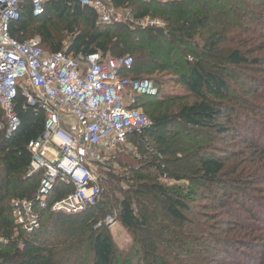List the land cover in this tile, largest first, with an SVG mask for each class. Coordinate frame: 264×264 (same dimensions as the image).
<instances>
[{
  "label": "trees",
  "instance_id": "1",
  "mask_svg": "<svg viewBox=\"0 0 264 264\" xmlns=\"http://www.w3.org/2000/svg\"><path fill=\"white\" fill-rule=\"evenodd\" d=\"M207 4L213 7L206 0H180L165 4L159 1L150 4L130 1L128 7L135 18L149 16L164 23V28L140 29L127 25L99 26L91 10L69 0H46L44 14L34 17L29 4L24 1L20 19L9 26V35L17 42L39 36L45 53L64 52L67 56H77L99 52L112 57L130 56L134 70L123 73L124 77L153 82L143 76L162 74L173 76L185 88L186 95L181 96H159L157 91L156 96L135 97L134 108L143 109L150 124L141 131L128 134L125 144L119 147L124 150L125 162H137L140 159L132 156L128 147L134 148L138 142L145 147L143 158L147 165L138 167L135 172L133 169L134 175L131 177L120 176L112 171H103L104 177H99V184L109 180L111 183L117 181L129 185L128 192L119 202V220L127 230L149 232V220L153 226H161L156 218L189 225L188 215L193 213L194 201L204 191L208 195L212 193V188L205 187L207 184L215 185L214 189L227 190L229 181L222 179L226 172L225 163L212 151L210 145H206L210 141H188L185 135L178 133L177 127L184 132L195 133L200 138L204 133L212 139L227 140L230 137L235 140L237 137L246 148L237 157L248 153L249 162L264 170V138L253 131L249 134L236 130L235 134H231L232 127L239 123L240 114L235 105L236 96L229 83L236 78L229 69L232 66L249 68L251 65L256 68L259 60H249L248 55H244L242 51L227 49L221 60L224 67L210 63L209 59H217L215 52L221 40L220 33L212 29L211 23L215 20L211 17L210 10H205ZM55 18L64 24L66 33L71 37L66 47L49 37L48 22ZM221 28H225L223 23L219 25L218 31ZM135 60L138 65H135ZM153 84L156 88L155 82ZM257 90L258 87L251 91L253 96L264 100L262 91ZM24 103L25 100L20 95L14 101L19 120L17 129L8 137L6 129L4 132L0 131V264H170L168 255L159 252L157 248L156 240L165 247L164 236L160 234L162 227L160 231L156 230L159 233H155V238H140V245L144 241L148 248L144 246L142 252L133 253L115 250L107 230L94 228V216L111 208V194L107 195L102 189L94 207L75 215L54 213L49 209L40 210V225L37 229L26 233L18 228L12 216L11 202L33 201L43 174L38 172L27 176L31 161L28 144L42 135L45 117L36 107L22 110ZM255 106L259 105L256 103ZM0 121L6 124L1 110ZM183 141H186L185 146L181 144ZM177 144L180 152L172 157ZM223 151L232 157L233 152L227 149ZM183 153L187 154L185 156L189 161L186 166L181 165ZM168 159L172 160V167L157 162L165 160L166 163ZM100 164L99 168L103 166ZM180 168L182 169L179 170ZM241 175L243 177L240 182L243 183H238L240 187L236 188L237 193L231 199L250 219L231 222L234 225L229 232L237 226L242 228L243 225L249 227L253 234L264 232V195H254L256 192H264V186L259 187L264 185V173L259 176L255 172ZM162 180H173L175 183L186 181L189 183L187 191L183 194L180 188L167 187ZM70 192L71 186L65 187L57 183L49 202ZM130 195L143 198L136 199L137 208L133 207ZM226 195L228 194L225 193ZM154 202L159 203L161 208L156 207ZM146 206L147 211L144 213ZM258 236L253 235L248 241L231 237L229 241L233 244L240 242V248L256 250V246L261 244L257 242L261 238ZM259 247L264 249V245ZM222 254L219 264H233L234 260V264H248L246 258L241 260L238 256L236 260L235 253L231 250Z\"/></svg>",
  "mask_w": 264,
  "mask_h": 264
},
{
  "label": "built area",
  "instance_id": "2",
  "mask_svg": "<svg viewBox=\"0 0 264 264\" xmlns=\"http://www.w3.org/2000/svg\"><path fill=\"white\" fill-rule=\"evenodd\" d=\"M26 1L34 17L45 12L46 0H0V110L6 134L18 127L14 101L20 95L27 107L40 109L45 117L42 135L28 144L31 161L27 176L42 172L34 200H13L12 216L20 230L31 233L40 225V210L75 215L94 207L101 194L96 164L105 154L125 144L128 134L150 122L135 97L157 95L152 81L131 79L130 56L112 57L99 52L67 56L45 53L39 38L17 42L9 26L18 21ZM91 10L104 27L161 28L160 19L135 18L129 2L150 4L180 0H69ZM125 95H131L128 103ZM1 129V124H0ZM57 183L72 187L66 196L50 201Z\"/></svg>",
  "mask_w": 264,
  "mask_h": 264
},
{
  "label": "rangeland",
  "instance_id": "3",
  "mask_svg": "<svg viewBox=\"0 0 264 264\" xmlns=\"http://www.w3.org/2000/svg\"><path fill=\"white\" fill-rule=\"evenodd\" d=\"M206 1L213 5L212 7L207 4L205 10H210L211 17L215 20V22L211 23L212 29L220 33L219 37L221 40L218 46L219 48L215 52L217 59H209L210 63H216L221 67L223 65L221 60L227 49L242 51L244 55H248L247 57L249 60H259V66L256 68H253L255 66L251 65L249 68L232 66V68L229 69L231 75H234L236 78L234 82L229 83L234 91L233 94L236 96L237 101L235 105L240 114L239 123L232 127L231 134H235L236 130H243L249 134L251 133L250 131H253L264 138V100L256 98L251 92L258 87L259 90L257 91L261 90L264 95V0ZM48 23L49 26L47 31L50 35L49 37L57 43H61L63 47H66L71 41V37L66 33L64 24L57 18ZM222 23L225 28H221L218 31L219 25ZM161 26V28H164V23H162ZM36 37L40 39L39 36L33 38ZM135 65H138L137 60H135ZM133 70L132 67L131 71ZM135 73H137L136 69ZM143 77L149 78L155 82L156 90L159 91V96L171 97L186 95L185 88L179 84L173 76L153 74L152 77ZM157 83L160 84V86ZM131 98V95H125V99L128 103L131 102ZM140 102L142 103V100H140ZM251 103H253V106ZM256 103L259 106H255ZM141 111L144 113L143 109ZM0 124V131L4 132L6 124L1 121ZM176 130L178 133L185 135V139L188 141L191 139H196L201 143L210 141L206 145H210L212 151L225 163L226 172L222 179L223 181H229V184L226 186L227 190L221 191L219 188L214 189L216 187L215 185L207 184L205 187L212 188V193L208 195L207 192L204 191V194L194 201L192 204L193 213L188 215L191 223L189 225L170 222L167 219H163L162 221L156 218V222L161 225L160 227L153 226L149 220L148 227L151 231L147 232L146 230H140L133 232L122 226L119 220V202L128 192L129 185L126 182L119 183L115 181L111 183L109 180H106V182H100V184L101 189L105 191L107 195L111 194L109 202L111 208L106 212H100L94 216L92 219L96 222L94 228L100 227L107 230L108 237L115 250L121 253H133L135 251L142 252L144 246L148 248V245H146L144 241V244L140 245V238L144 236H153V238H155V233H159L156 232V230L160 231L162 227L163 231H160V234L164 236L165 247L161 245L162 243L160 241L156 240L157 248L159 252L168 255L167 258L170 264H219L220 256L223 255L222 253L229 250L235 253L236 260L239 256L241 260L246 258L248 264H264V256L262 255L264 249L259 247L260 245H264V232L253 234V231L244 225L242 228L237 226L234 230L229 232L234 225L231 224V222L237 223L250 219L234 205L233 198L231 199V197L237 193L236 188L240 187L238 183H243L240 182L243 177L241 173L249 174L255 172L256 175L258 174L257 176H259L260 173H264L263 168L260 166L256 168L255 164L249 162L250 158L249 155H247L248 153L237 157L239 153L245 152L246 148L244 147V143L236 136L235 140L230 137L227 138V140H221L216 138L212 139L211 136H207V133H204L200 138L196 136L195 133L182 131L180 127H177ZM181 144L185 146L186 141H183ZM135 145L136 147L134 148H128L131 149L132 156H135L136 159H140L137 160V162L131 160L125 162L123 160V154L125 153H123L124 150L121 147L105 154V158L101 162L103 166L99 168V164H96L95 167L94 176L98 178V181L100 180L99 177H104L102 174L103 171H112L120 176L127 175L131 177L134 175L135 169H139L138 167L142 165H147L143 158L146 153L145 147L138 142H136ZM223 149L233 152L232 157L229 156L230 154L228 152H224ZM179 152L180 149L177 144L173 150L174 154L172 157H176V154ZM185 155L187 154L183 153L184 160L181 163L183 166L189 164L188 158ZM164 161L157 162L172 167L171 159L166 160V163H164ZM254 167L258 172L254 170ZM133 169L134 172L132 171ZM181 169L182 168L179 170ZM162 183L167 187L180 188L183 194L186 193V188L189 184L186 181L175 183L173 180L170 182L163 181ZM263 186L264 185H261L259 187ZM225 193L228 195L225 196ZM238 195L241 196V193H238ZM254 195H264V192H256ZM136 199L141 200L143 198L141 196L136 197L130 195V200L134 208L135 206L136 208L138 207V200ZM154 204L159 209L161 208L159 203L154 202ZM142 205L143 202L141 201V206ZM143 211L146 213L147 206ZM150 211L149 209V212ZM253 235H259L258 237H261L257 240V242L261 244L256 246L258 247L256 250H250L245 247L240 248V242L233 244L229 241L231 237L248 241ZM248 256H250L251 259ZM235 262L234 260L233 264Z\"/></svg>",
  "mask_w": 264,
  "mask_h": 264
}]
</instances>
